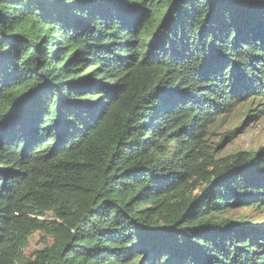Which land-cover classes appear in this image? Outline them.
I'll return each mask as SVG.
<instances>
[{"label": "trees", "instance_id": "1", "mask_svg": "<svg viewBox=\"0 0 264 264\" xmlns=\"http://www.w3.org/2000/svg\"><path fill=\"white\" fill-rule=\"evenodd\" d=\"M255 100L264 0H0V264H264Z\"/></svg>", "mask_w": 264, "mask_h": 264}, {"label": "rangeland", "instance_id": "2", "mask_svg": "<svg viewBox=\"0 0 264 264\" xmlns=\"http://www.w3.org/2000/svg\"><path fill=\"white\" fill-rule=\"evenodd\" d=\"M248 108H250L249 103L246 106H239L235 112L222 123V125L216 130L211 136V143L216 146L220 144L217 148L218 155H228L240 150H259L264 147V103L255 100L252 105V114H259L256 118H248ZM242 127L239 130L238 135L234 141L230 138L224 137V135L229 131L237 127ZM246 213H252L251 210H242ZM233 213V212H232ZM237 213H234V216ZM256 220H263L262 217L254 215ZM42 235L36 233L30 240V247L27 249V254L34 249H41L44 247L42 241Z\"/></svg>", "mask_w": 264, "mask_h": 264}]
</instances>
